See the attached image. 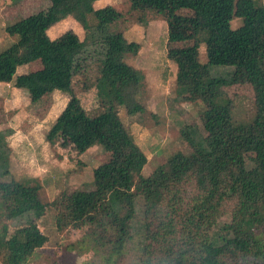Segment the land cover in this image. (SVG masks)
<instances>
[{
	"label": "trees",
	"instance_id": "obj_1",
	"mask_svg": "<svg viewBox=\"0 0 264 264\" xmlns=\"http://www.w3.org/2000/svg\"><path fill=\"white\" fill-rule=\"evenodd\" d=\"M97 1L49 0L45 9L4 28L17 41L0 53V83L26 90L35 106L54 91L70 98L47 141L61 136V146L78 155L97 143L110 157L93 170L92 190L63 191L44 204L36 180L6 181L10 132H0V264H55L36 252L47 237L34 220L49 206L58 231L86 227L67 246L78 255L90 254L83 264H264V4L243 0L242 24L232 29L236 0H129L132 11L163 17L169 48L185 44L173 59L176 85L183 101L204 106L198 120L180 130L190 154L177 152L145 176L147 157L118 113L146 112L143 76L125 62L138 55L140 45L114 28L121 14L111 6L95 9ZM171 8L189 14L178 18ZM68 17L80 25L83 39L71 31L50 39L49 29ZM200 44L206 47L205 74L198 62ZM92 61L103 111L89 117L72 81L87 73ZM34 63L41 68L16 76L19 67ZM212 67L233 73L212 75ZM234 72L243 73L251 90L255 131L233 122L227 88ZM246 155H254L255 162L241 169L239 160ZM189 180L197 193L184 208L180 196ZM24 217L32 219L9 235L5 222Z\"/></svg>",
	"mask_w": 264,
	"mask_h": 264
},
{
	"label": "rangeland",
	"instance_id": "obj_2",
	"mask_svg": "<svg viewBox=\"0 0 264 264\" xmlns=\"http://www.w3.org/2000/svg\"><path fill=\"white\" fill-rule=\"evenodd\" d=\"M255 1L264 3V0ZM10 3L11 0H0V53L17 41V36L5 33V26L9 22L45 9L49 5V0H19L16 4ZM106 6L113 7L121 14V19L115 23L114 28L122 31L128 42L140 45L138 55L127 57L125 62L132 67L144 69L140 70L145 78L141 86V103L146 112L128 116L123 109H119L118 113L124 126L147 157L148 161L142 170V174L147 176L164 164L171 155L177 152L190 154V148L180 137V130L192 121H197L204 111V106L199 100L194 102L182 100L183 94L178 90L175 81L176 67L173 59L177 48L185 44L169 48L167 23L163 17L153 12L144 14L134 12L130 8L129 0H99L94 3L95 9ZM242 7L243 0H236L234 18L231 21L232 29H237L242 24L239 17ZM170 14L182 18L187 16L189 11L171 8ZM67 31L83 39L82 28L71 17L51 27L48 36L55 39ZM206 61L205 44H200L198 60L202 64L200 73H206ZM40 68L39 63L24 65L17 69L16 76ZM210 72L212 75L214 73L226 75L233 73V69L212 67ZM96 75L97 66L95 61H92L88 72L75 76L72 81V91L89 117L103 111L93 84ZM231 78L233 83L227 89L233 100L231 106L233 122L238 129L255 131L257 125L253 123L258 117L251 90L246 85L242 72H234ZM69 99L67 94L54 91L35 106L30 103L26 90L14 89L11 84L0 83V132H10L5 138L10 148L8 166L10 174L5 179L31 184L34 183L32 180H36L41 186L40 199L44 204H50L63 191L92 190L93 170L110 157V154L97 143L85 153L78 155L71 146H61L63 140L61 136L56 137L53 143L47 141V133L58 120ZM254 162V155H246L239 160L238 165L241 169L249 168ZM184 191L180 197L185 208L197 193L193 180L186 183ZM28 218L32 219L24 217L5 222L9 235L27 225ZM34 222L47 237L44 246L36 251L39 255L53 258L55 264H83L89 259L90 254L78 255L67 250L68 245L77 242L85 233V226L58 231L55 226V211L50 206L44 215Z\"/></svg>",
	"mask_w": 264,
	"mask_h": 264
},
{
	"label": "crops",
	"instance_id": "obj_3",
	"mask_svg": "<svg viewBox=\"0 0 264 264\" xmlns=\"http://www.w3.org/2000/svg\"><path fill=\"white\" fill-rule=\"evenodd\" d=\"M261 2H262V1H261ZM262 3H263V2H262ZM10 4H11V3H10ZM263 4H264V3H263ZM180 10H182V9H180ZM123 35H124V37L126 38L125 34H123ZM134 68H135V67H134ZM135 69L138 70L141 74H142L141 71H144V69H142V70L139 69V68H135ZM140 70H141V71H140ZM142 76H143V74H142ZM144 79H145V78H144V76H143V82H144ZM143 82H142V83H143Z\"/></svg>",
	"mask_w": 264,
	"mask_h": 264
}]
</instances>
